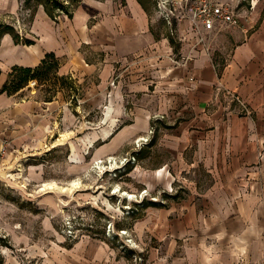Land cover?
Here are the masks:
<instances>
[{
	"label": "crops",
	"instance_id": "crops-1",
	"mask_svg": "<svg viewBox=\"0 0 264 264\" xmlns=\"http://www.w3.org/2000/svg\"><path fill=\"white\" fill-rule=\"evenodd\" d=\"M256 1L249 20L243 17L201 46H195L197 34L186 30L176 48L156 38L140 0H81L65 27L52 26L40 5L27 62L8 61L10 72L15 65L36 67L54 53L58 75L76 83L96 78L86 101L111 118L126 108V93L135 122L112 135L115 120L107 121L93 137L94 144L104 142L95 158H115L124 142L137 143L152 132L151 121H166L161 147L167 158L155 172L145 170L149 189L156 179L163 182L147 191L150 197L168 193L174 199L173 184L187 178L183 171L203 169L211 180L203 192L191 185L184 188L191 197L159 209L160 240L198 245L175 254L173 264H264V0ZM24 2L0 0V13L16 15ZM21 93L0 95V139L11 146L38 131L42 115L39 102L25 101ZM197 211L203 234L195 235Z\"/></svg>",
	"mask_w": 264,
	"mask_h": 264
},
{
	"label": "rangeland",
	"instance_id": "rangeland-1",
	"mask_svg": "<svg viewBox=\"0 0 264 264\" xmlns=\"http://www.w3.org/2000/svg\"><path fill=\"white\" fill-rule=\"evenodd\" d=\"M60 1L72 9L81 0ZM143 1L156 38L166 39L176 48L179 35L194 28V13L206 0ZM217 1L228 4L241 18L253 17L258 8L256 0ZM22 5L16 15L0 13V21L13 26L20 39L16 47L10 34L2 41L0 86L9 72L8 61L27 62V52L35 43L33 23L40 5ZM50 21L54 27H65L66 16L57 15ZM25 39L33 43L25 45ZM10 52L16 56L9 55ZM74 82L76 92L67 82L65 85L54 79L49 83L53 89L50 92L48 85L34 81L21 91L19 97L25 101L39 102L42 115L35 122L38 131H33L23 145L12 144L10 153L0 164V264H173L175 254L189 248L196 251V243L160 240L157 223L159 209L168 206L164 202L176 203L192 196L184 188L193 185L200 193L206 189L211 183L206 172L183 171L187 178H179L181 183L173 184L172 194L177 190L174 199L168 193L160 200L151 198L147 191L162 188L163 182L156 179L155 187L149 189L144 181L148 174L145 170L155 172L167 158L161 147L166 121H151L152 132L147 131L145 138L140 136L137 143L133 142L135 138L124 142L115 158H95L97 149L104 144L102 140L94 144L96 132L112 119L115 120L109 132L112 135L134 124L135 115L130 114L133 104L124 92L122 102L126 108H119V114L111 118L104 108H94L86 101V92L97 82L96 78ZM49 99L52 104L46 102ZM146 143L143 148L142 144ZM74 182L80 185L70 190ZM48 183L66 187L67 191H42ZM117 189L129 191L134 197L125 198ZM198 215L197 211L196 226L191 228L195 235L203 234L197 226Z\"/></svg>",
	"mask_w": 264,
	"mask_h": 264
},
{
	"label": "trees",
	"instance_id": "trees-1",
	"mask_svg": "<svg viewBox=\"0 0 264 264\" xmlns=\"http://www.w3.org/2000/svg\"><path fill=\"white\" fill-rule=\"evenodd\" d=\"M144 7L145 3L143 0H140ZM26 6H31L32 3H37L43 5L46 13L55 20L57 15H65L69 18L72 17L73 10L77 6L78 2L74 4L72 9H69L64 3L60 0H25ZM147 9V8H146ZM57 12L59 14H57ZM56 14V15H55ZM6 34L13 36L15 44H20L19 36L14 33L13 26L6 24L0 21V47L3 37ZM33 42L31 40L25 39V45H31ZM60 67L59 59L55 56L54 53H47L45 57L41 60L40 64L36 67H24L15 65L11 68L10 72L7 75V79L0 89L1 94H7L8 96H13L22 90H24L30 82H39L43 86H47V91L53 90L49 83L51 79H54L58 82H62L66 85L68 83L70 89L73 92L77 91L76 84L71 77L58 76V70ZM1 75V72H0ZM57 88L56 84L54 85ZM51 99L46 100L50 102Z\"/></svg>",
	"mask_w": 264,
	"mask_h": 264
},
{
	"label": "built area",
	"instance_id": "built-area-1",
	"mask_svg": "<svg viewBox=\"0 0 264 264\" xmlns=\"http://www.w3.org/2000/svg\"><path fill=\"white\" fill-rule=\"evenodd\" d=\"M194 18L195 26L192 30L197 34L195 46L206 45L214 34L221 32L223 28L240 25L242 19L228 4L219 3L217 0L204 1L194 13ZM245 19L249 20V17ZM10 146L9 139H0V164L10 153ZM99 163L102 164V161Z\"/></svg>",
	"mask_w": 264,
	"mask_h": 264
},
{
	"label": "bare ground",
	"instance_id": "bare-ground-1",
	"mask_svg": "<svg viewBox=\"0 0 264 264\" xmlns=\"http://www.w3.org/2000/svg\"><path fill=\"white\" fill-rule=\"evenodd\" d=\"M113 167V166H112ZM79 185H80V183L79 182H74V183H72V185H71V188H69L70 190H72V189H76L77 187H79ZM55 189H57V190H61V191H63V192H66L67 191V189H66V187H61V186H59V185H57V184H55V183H48V184H44L43 185V188H42V191H46V190H55ZM117 192H119L123 197H125V198H133L134 196L132 195V194H130V193H127V192H122L121 190H116Z\"/></svg>",
	"mask_w": 264,
	"mask_h": 264
}]
</instances>
